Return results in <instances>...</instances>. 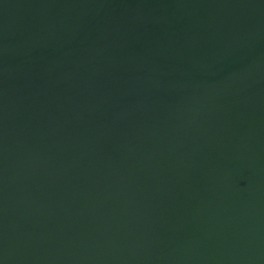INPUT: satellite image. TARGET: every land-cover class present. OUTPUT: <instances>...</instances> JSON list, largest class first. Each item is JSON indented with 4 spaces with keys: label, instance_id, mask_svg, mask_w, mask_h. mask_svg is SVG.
<instances>
[{
    "label": "water",
    "instance_id": "1",
    "mask_svg": "<svg viewBox=\"0 0 264 264\" xmlns=\"http://www.w3.org/2000/svg\"><path fill=\"white\" fill-rule=\"evenodd\" d=\"M0 264H264V0H0Z\"/></svg>",
    "mask_w": 264,
    "mask_h": 264
}]
</instances>
